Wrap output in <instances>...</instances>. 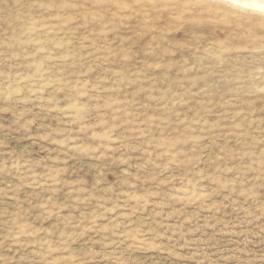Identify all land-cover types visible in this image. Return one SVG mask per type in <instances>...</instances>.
<instances>
[{"label": "rangeland", "instance_id": "1", "mask_svg": "<svg viewBox=\"0 0 264 264\" xmlns=\"http://www.w3.org/2000/svg\"><path fill=\"white\" fill-rule=\"evenodd\" d=\"M0 264H264V0H0Z\"/></svg>", "mask_w": 264, "mask_h": 264}]
</instances>
